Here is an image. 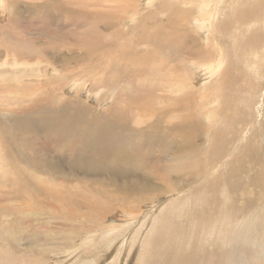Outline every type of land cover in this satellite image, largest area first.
Instances as JSON below:
<instances>
[{
    "label": "rangeland",
    "instance_id": "1",
    "mask_svg": "<svg viewBox=\"0 0 264 264\" xmlns=\"http://www.w3.org/2000/svg\"><path fill=\"white\" fill-rule=\"evenodd\" d=\"M258 1L129 0L138 11L137 16L127 20V26H134L131 31L126 29L133 39L132 43L136 40L134 34H149L155 25L172 15L174 10L184 15L178 17L176 13L177 17L172 21L180 22V32L185 28L189 34V42L185 41L182 45L176 41V35L178 39L181 37L179 31H175L173 41H176V47L173 44V49L161 48L159 55L163 57L158 58L163 61L158 60L156 67L144 65V62L128 67L132 73L146 71L147 81L127 79L126 82H114L116 69H106L101 61L99 64L79 62V57L68 63L66 67L70 68L64 69L60 62L50 61L48 53L41 49L14 56L15 53L9 52V47L17 52L22 46L13 41L23 38H13L0 29V76H3L0 77V125H4L6 130L18 115L19 107L25 109L31 103L40 102L60 104L61 99L68 102L76 100L88 105L92 111L96 110L98 115L113 106L115 101L124 98L125 94L129 102L140 97L141 93L135 90V86L142 82L138 86L142 87L143 84L146 87L147 84L146 89L151 90L148 96L158 89L168 93L167 86L168 89L177 87L170 96L178 100L183 111L181 115L186 112L196 114L204 132L201 137H205L209 129L212 130L214 120H207V114L222 116L226 113L219 118V125L215 126L220 131L226 130V135L231 138L219 163L214 164L208 181L205 176L201 179L197 175L193 177L189 167L179 166V172L171 174L169 170L170 178L167 177L169 179L163 182L167 184L165 188L171 190L169 193L159 194L158 191L156 196L134 197L131 201H124L123 190L118 189L121 184L118 179L112 180L115 184L112 188L115 187L117 191L116 197L95 184L96 181H90L91 177L95 178L93 175L86 177L89 180L86 181L79 171L66 166L60 167L59 175L50 173L45 165L34 167L32 165L35 163L30 164L28 159L23 158L26 152L32 153L28 146L20 150L8 137L3 139L0 131V264H264V45L262 41L254 48V44L244 46L242 41L247 32L259 30L261 34L264 33V21L244 24H238L237 21L243 6L251 7ZM213 2L216 7L205 18L199 8L206 10ZM5 3L2 4L5 7L0 6V21L2 14V19L12 15V10ZM134 7L129 8L128 14H133ZM4 8L7 15L2 11ZM141 14L148 19L143 21L142 27ZM118 26L124 28L122 22ZM53 38L49 41L52 42ZM209 38L211 42H203ZM197 39L200 45H197ZM193 40L198 49L192 47ZM190 43L193 50L187 48ZM183 46L187 52L180 51L185 49ZM142 47L140 51L145 49V46ZM206 48L209 50L206 51ZM174 49L177 52L179 49L181 53L174 54ZM76 52L81 53V50L66 55L78 56ZM249 54L254 58H248ZM177 55L180 57L177 58ZM205 64H212L210 67L213 71L210 74L204 71ZM134 65L136 70L133 69ZM99 73H102L100 77ZM176 75L180 76L182 83L176 82ZM46 93L49 95L45 96ZM155 102L153 110H161L160 107L167 104V100ZM220 107L225 111L220 110ZM137 115L132 112L131 120H135L134 116ZM228 115L234 122L235 142H232L233 135L227 133L230 123ZM41 142L48 145V136H35L32 154L56 162L59 153L55 148L45 152L48 148H42ZM244 145H247L244 153L252 158L257 151L254 146L260 147L263 157L259 168L262 175L255 185L249 186L247 181L250 174L247 170V174L242 173L239 177L237 188H233L230 185L237 183L236 177L224 184L222 177L218 176L222 171L230 170L229 160L233 164L235 155ZM68 171L71 172L69 175L75 174V177L69 176ZM161 175L162 172H156L151 185L160 184ZM14 178L16 181L13 182ZM215 179L217 186L211 196L209 180ZM258 192L262 194L261 199L257 198ZM207 205L211 210L209 217L207 213L205 217L196 216Z\"/></svg>",
    "mask_w": 264,
    "mask_h": 264
},
{
    "label": "bare ground",
    "instance_id": "2",
    "mask_svg": "<svg viewBox=\"0 0 264 264\" xmlns=\"http://www.w3.org/2000/svg\"><path fill=\"white\" fill-rule=\"evenodd\" d=\"M0 2L1 7H5V5L2 4H6L5 2H7L8 9L10 8L12 10V15L8 19H2V17H4V14H2L1 21L3 23L1 24L0 21V29L3 32L6 31L7 35H12L13 38H23H18L13 41L15 44H18V46H22L17 52L12 47H9L11 49L9 52L15 53L14 56H19L18 54L27 55L26 53L41 49L48 53L50 61L60 62L64 69L70 68L66 67L68 63L70 64L71 60L77 59L78 57L80 58L79 62L91 61L99 64L101 61L103 62L101 64L106 69L117 70V73L113 75V79H115L114 82L116 80L126 82L127 79L129 81L131 79L136 81L139 79H142V81L146 80V71L139 72V70L135 73L134 70H136V66L134 65V72L132 73V70L128 67L131 66V64L140 65L141 62H144V65H150L149 67H156L159 61H163L158 58L161 48L166 47L167 49H173L174 45L176 47V41L181 42L183 45V42L185 43V41L189 39L188 31H185V28V30L181 29L180 32V22L178 24V22L175 23L172 21L177 17L176 13H178V17H183L184 14L181 15L179 11L174 10L173 16L168 15L163 22L159 25H155L149 34L147 32V34L143 33L145 36H139L136 34L133 35L131 32V34L136 37L135 43H132L133 39L129 37V33L126 29L129 28L131 31L134 29V26H127V20L137 16L136 12L138 13V11L129 0H0ZM212 4L214 6H212ZM212 4L211 7H207L208 5H206L208 8L206 10L199 8L202 10L205 18L210 15L216 7V3L213 2ZM131 7H134V12L132 11L133 14L130 15L128 12ZM2 11L5 13L6 9L4 8ZM5 14L7 15V12ZM115 15H118V17ZM140 16L141 26L143 21H146L147 16H142V14ZM150 16L149 14L148 17ZM213 19H215V17H213ZM259 20L264 21V0H259L251 7L246 5L243 6L238 13V24H241V22L244 24ZM120 22L123 23L124 28L118 26ZM143 30H145V27H143ZM175 31H179V37L181 38L183 36L187 37V35L188 37H184L185 39L183 38L179 41L181 38L178 39L176 35V41H173ZM52 36L55 37V39L53 38L54 42L53 40L52 42L49 41ZM194 38L196 39V37ZM171 39L173 43H171ZM198 40L199 39L196 41L197 45H200V40L199 43ZM211 40L212 39L209 38L202 41L207 44L211 42ZM166 41H168L167 44L165 43ZM242 41L244 46L254 44V48H256L262 41L264 42V33L261 34L259 30L247 32ZM130 42L133 44L132 46H130ZM263 42L262 45H264ZM191 44L192 43H190V46L187 45V48L190 47L192 50L193 48H197L195 46V41L194 46L192 45L193 48ZM215 44L216 42L214 45ZM134 45L136 46L133 47ZM142 46H145V49L140 51L139 48ZM187 48L185 47L183 51H180L184 52ZM200 48L201 47H199V49ZM77 49L81 50V53L76 52L78 56H72L71 54V57H69L66 55V53L75 52ZM174 50H176L174 54L180 52L179 49L178 52L177 49ZM205 50L207 51L209 49L206 48ZM205 50L203 51L205 52ZM172 51L173 50H171V53ZM193 52H195V50ZM193 52L191 51L192 55L194 54ZM198 52L200 53L199 50ZM178 56L179 55H177V58L180 57ZM251 56L253 55H250L248 58H252ZM161 57L163 56H160V59ZM262 58H264V56H262ZM210 59H208V61H210ZM169 60L171 61V59ZM210 65H202L207 74L213 71ZM153 70L155 69L153 68ZM158 71L159 70H157V72ZM99 74L100 77L102 73ZM133 74L135 76H133ZM6 78H8V76ZM176 78V82H183L179 75H176ZM98 83L101 84L100 81H98ZM141 83L138 85H141ZM151 84L154 86V82ZM138 85L135 86V90L141 93L140 97L129 102L125 94L124 98L127 100L121 98L119 101H115L113 106L107 108V110L103 112L101 111V113L99 112L100 114L98 115L96 110L92 111L88 105L76 100L68 102V100L61 99L62 102L60 104L31 103L25 109L21 106L23 109L19 107V112H17L18 115L13 119L9 129L6 130L4 125H0V131L3 135V137H1L3 139H7L8 137L20 150L28 146L29 151L33 153L31 147H33L35 136H48V145H44L43 142L40 144L42 148L43 146L48 148L45 149V152H48L51 148H55V151L59 153L57 154V161L53 162L38 154L25 151L26 153L23 158L28 159L27 162L30 164L32 162L35 163L32 166L37 168L39 165H45V167L49 168V172L54 175H59L58 171L62 166H66L71 170L74 169L76 172L79 171L84 179L93 175L95 178L91 177L90 181H96L97 183L95 184L105 188L115 196L117 191L115 187L112 188L113 185L115 186L112 180L118 179L121 181L118 189L123 190L124 195H121L124 201H131L134 197L156 196L158 191L159 194L169 193L171 190L169 188L166 189L165 186L167 184H163V182L170 178L169 170L171 174L173 172H179V166H182V168L189 167L193 177L197 175L200 176L201 179L205 176V179L208 181L209 175L215 167L214 164L217 162L219 163L218 160L222 158L226 145L231 141V138L226 135V130L220 131L218 130L219 128L215 126L219 125V118L224 117L226 113H223L224 115L222 116L212 115L210 112V115L205 113L207 114V116L205 115L207 120L211 118L214 121L212 122L213 125L211 124L212 130L208 128V132L206 131L207 135L201 137L204 132L202 131L200 120L195 116L196 114H188L186 112V114L181 115L183 111L179 106L178 100H174L175 98H171L170 96L174 94L173 92L177 90V87H170L168 89L169 86H167V93L164 90V92H162V89L155 90L154 87L152 88V86L149 85L151 89L155 91L152 90L153 93L148 96L151 90L148 91L146 89L147 84L146 87L144 86L145 89H143V84V88ZM131 87H133V85ZM159 90L161 93L157 92ZM47 95L49 94L46 93L45 96ZM58 98H60V96ZM154 100L156 102L167 100V104H163V107H160L162 108L161 110H153L152 106H154ZM50 102L51 101H49V103ZM58 102H60V100H58ZM219 109L222 110L224 108L220 107ZM132 112L138 114L136 117L134 116L135 120L133 121L130 116ZM216 119L218 122H215ZM228 121H230V123H228L227 133L233 135L234 122L231 120L230 116ZM131 122H133L134 125L131 124ZM236 140V136L233 135L232 142ZM25 145L27 146L25 147ZM246 147L247 145L242 146L240 151L235 155L233 164H231V159L229 160L230 170H224L221 172V175L218 176L222 177L224 184H228L232 177H236L237 183H231L230 186H233V188L236 185L238 186L239 177L242 173H246L247 170L250 174L249 176L247 175V185H255V182L261 177L262 173L259 166L262 163L261 160L263 156L261 155L260 147L254 146L257 151L253 153V158L244 153ZM168 156V160L165 161L164 158ZM204 162H206V164H203ZM156 172H162L160 176L162 180L160 184L155 186L151 185V180L155 178ZM70 173L68 171L67 174L69 175ZM61 174L65 173L62 172ZM68 175L65 176L73 177L75 174ZM99 176L104 177L100 178ZM14 181H16V178L13 179V182ZM107 181H110V183ZM209 181L211 185L209 187V193L212 196L217 186V180ZM261 195V193L257 194V198L261 199ZM119 198L121 197L119 196ZM209 210V205H207L205 209L199 212V214L197 213L196 216L205 217L207 213L209 217Z\"/></svg>",
    "mask_w": 264,
    "mask_h": 264
}]
</instances>
